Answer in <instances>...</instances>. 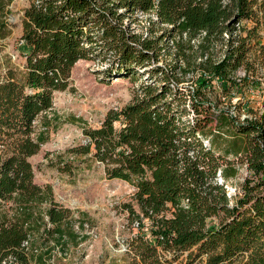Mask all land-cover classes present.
<instances>
[{
    "label": "trees",
    "instance_id": "obj_1",
    "mask_svg": "<svg viewBox=\"0 0 264 264\" xmlns=\"http://www.w3.org/2000/svg\"><path fill=\"white\" fill-rule=\"evenodd\" d=\"M13 1L0 0L2 40ZM262 19L264 0H33L25 63L0 58V264H53L86 238L85 215L37 185L29 159L49 140L55 94L94 59L104 81L144 78L99 127L82 121L86 144L68 152L135 189L125 209L145 233L130 241L132 264H264V113L221 107L246 84Z\"/></svg>",
    "mask_w": 264,
    "mask_h": 264
},
{
    "label": "rangeland",
    "instance_id": "obj_2",
    "mask_svg": "<svg viewBox=\"0 0 264 264\" xmlns=\"http://www.w3.org/2000/svg\"><path fill=\"white\" fill-rule=\"evenodd\" d=\"M32 1H13L8 18L11 35L0 39V58L9 57L17 66L25 63L27 49L21 39L22 18ZM138 19L141 22L132 27H136L137 33H143L148 27V19L144 16ZM261 22L259 34L262 39L253 44L251 52L253 68L248 76L244 71L239 72L240 77H248L246 84L239 93L231 94V99L221 98V107L240 116L241 120L264 113V19ZM242 26L253 28L256 24L249 21ZM105 68L106 63L97 59L81 60L75 65L72 88L55 94L54 109L49 114L55 119L49 140L29 159L35 183L41 187L51 186L55 201L71 209L76 217L79 212L83 213L87 223L86 238L66 255L56 253L53 264H132L130 241L143 232L131 221L125 209L134 202L135 189L126 182L109 179L100 163L68 153L70 149L86 144L82 121L89 127H99L109 111L120 110L134 100L137 88L144 81V78L104 81L100 73ZM192 84V81L186 83ZM215 95L211 94V97L215 98ZM225 103H231L230 107ZM40 129L39 120L36 131ZM2 150L0 147V154ZM247 172V168L241 166L239 178L228 185L233 196Z\"/></svg>",
    "mask_w": 264,
    "mask_h": 264
},
{
    "label": "built area",
    "instance_id": "obj_3",
    "mask_svg": "<svg viewBox=\"0 0 264 264\" xmlns=\"http://www.w3.org/2000/svg\"><path fill=\"white\" fill-rule=\"evenodd\" d=\"M220 182H222V180H220ZM226 188H227V191H228L229 187L226 186ZM228 196H229L230 198H232V197H233V194L230 193V191H228ZM26 245H27V243L24 244V246H26Z\"/></svg>",
    "mask_w": 264,
    "mask_h": 264
}]
</instances>
